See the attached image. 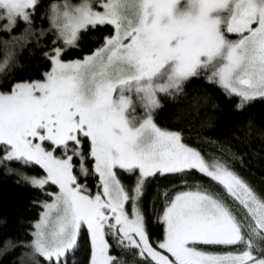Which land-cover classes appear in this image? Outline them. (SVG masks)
<instances>
[{
	"label": "snow or ice",
	"instance_id": "1",
	"mask_svg": "<svg viewBox=\"0 0 264 264\" xmlns=\"http://www.w3.org/2000/svg\"><path fill=\"white\" fill-rule=\"evenodd\" d=\"M0 32V166L42 193L28 238L0 237V254L264 264V186L244 150L252 118L211 157L155 119L201 77L241 115L264 103V0H0ZM28 45L45 63L24 77L14 69Z\"/></svg>",
	"mask_w": 264,
	"mask_h": 264
},
{
	"label": "trees",
	"instance_id": "2",
	"mask_svg": "<svg viewBox=\"0 0 264 264\" xmlns=\"http://www.w3.org/2000/svg\"><path fill=\"white\" fill-rule=\"evenodd\" d=\"M47 2V0H46ZM46 26V24H45ZM5 34L0 32V37ZM46 42V41H45ZM31 48V53H29ZM0 51L3 46L0 45ZM18 65L14 71L17 75L28 77L38 73L45 63L41 48L28 45L17 53ZM210 95L218 101L217 107L205 104L201 97ZM175 117H179L175 119ZM251 117L256 127L251 134V139L244 145V150L249 154L247 158L251 179L258 186H264V103L257 102L244 113L239 114L232 108V102L225 97L223 90L209 87L201 77L188 86V96L178 101H169L162 110H157L155 119L163 126L180 125L185 128L187 137L201 150L211 157L218 153L220 146L227 140H232L241 121ZM210 137V140H203ZM13 167H19L13 164ZM175 181L161 178L157 184L163 187ZM207 187L208 185H203ZM153 185L152 192H155ZM42 193L23 182L16 173L4 172L0 166V237L12 236L27 239L28 231L32 228V221L37 218L41 210L34 201L40 199ZM20 249H14L0 254V264H18ZM131 259V257H129Z\"/></svg>",
	"mask_w": 264,
	"mask_h": 264
},
{
	"label": "rangeland",
	"instance_id": "3",
	"mask_svg": "<svg viewBox=\"0 0 264 264\" xmlns=\"http://www.w3.org/2000/svg\"><path fill=\"white\" fill-rule=\"evenodd\" d=\"M140 111H141V109L139 107H137V112H140Z\"/></svg>",
	"mask_w": 264,
	"mask_h": 264
}]
</instances>
